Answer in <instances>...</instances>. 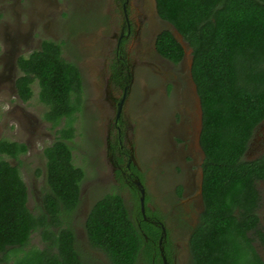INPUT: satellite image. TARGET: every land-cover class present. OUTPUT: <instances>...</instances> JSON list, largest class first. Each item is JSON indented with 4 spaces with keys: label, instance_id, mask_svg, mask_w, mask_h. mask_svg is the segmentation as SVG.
<instances>
[{
    "label": "trees",
    "instance_id": "16d2710c",
    "mask_svg": "<svg viewBox=\"0 0 264 264\" xmlns=\"http://www.w3.org/2000/svg\"><path fill=\"white\" fill-rule=\"evenodd\" d=\"M158 7L192 48L191 75L201 101L204 208L190 238L189 264H264L257 187L264 179V155L242 158L264 118V0H158ZM158 43L174 60L181 58L170 33ZM60 53L59 43L45 40L40 50L18 61L19 96L24 101L33 97L36 83L37 98L47 107L43 118L60 128L44 150L48 189L39 214L27 207L18 165L6 160H18L25 145L0 139V264H85L87 251L76 244L73 228L62 225L78 204L84 172L73 164L66 142L75 135L80 101L73 98L81 79ZM134 200L139 205L138 197ZM36 230L42 248L28 245ZM85 230L91 246L103 251L110 264H134L145 250L144 236L156 240L162 234L149 223L140 228L117 193L93 204Z\"/></svg>",
    "mask_w": 264,
    "mask_h": 264
},
{
    "label": "flooded vegetation",
    "instance_id": "af4514ba",
    "mask_svg": "<svg viewBox=\"0 0 264 264\" xmlns=\"http://www.w3.org/2000/svg\"><path fill=\"white\" fill-rule=\"evenodd\" d=\"M70 1L74 4L72 8H76L82 16L77 23L81 24L78 29L84 28L72 42L79 44L83 62L71 60L69 55L64 54V46L69 43H66L67 39L60 38L62 33L59 34L54 28L51 13H46V10L67 9ZM39 3V18L48 19L44 31L53 38L42 39L33 34L37 26L35 18L29 19V30L26 31L19 16V24L23 28L19 25L13 35L9 34L12 31H8L0 36V88L4 86L19 101L28 103L32 97L24 101L16 86L17 79L22 75L19 59L40 50L45 40L59 43L61 58L76 66L81 79V88L77 89L73 98L80 101L75 121L82 111L87 113V127L90 131L87 143L94 148L92 159L94 163L97 162V175L92 183L99 191L101 188L113 189L105 194H119L124 203L128 204L130 215L140 228L143 222L160 229V232L164 228L161 248V233L156 240H150L144 234L145 250L138 253L134 264H189L190 238L204 208V152L200 145L202 111L191 75L192 48L189 42L170 21L162 17L158 0H38ZM165 32L170 33L179 44L182 56L177 61L169 56L163 46H159V39ZM26 51H29L27 55ZM35 84H32V88ZM152 95L156 97L158 106L148 119L147 114L140 111L144 101ZM19 121L21 127H18L26 130L30 122ZM41 121L53 126L43 116ZM148 121V137L155 140L158 151L156 159L149 158L145 174V166L138 159L137 149L139 130L147 126ZM54 128L56 131L60 125ZM33 136L28 135L25 142L20 139L10 140L23 143L26 147L18 158L26 153L28 145L33 146ZM58 137L57 133L53 142ZM73 138L66 141L70 146L72 162L74 153L81 150ZM46 147L43 148L45 162L40 175L47 181ZM84 154L87 155V151ZM262 155L264 118L253 129L242 158L244 161H252ZM75 166L84 172L79 185L78 206L82 201L85 170L81 165ZM156 177L162 181L156 182ZM262 181L264 179H259L257 184ZM140 183L144 189V214L140 202ZM45 191L39 212L40 208L43 209ZM134 197H138L139 205H134L137 204ZM170 228H181L183 238H180L187 244L186 249L183 244L176 242L177 237L171 235ZM73 232L76 244L81 245L77 242L74 229ZM40 239L43 241L41 235ZM84 244L87 247L85 241ZM89 245L90 251L95 249Z\"/></svg>",
    "mask_w": 264,
    "mask_h": 264
},
{
    "label": "rangeland",
    "instance_id": "374dc122",
    "mask_svg": "<svg viewBox=\"0 0 264 264\" xmlns=\"http://www.w3.org/2000/svg\"><path fill=\"white\" fill-rule=\"evenodd\" d=\"M62 1L63 0H59V2ZM73 5V2L70 1L67 9L57 11L46 10V13H51L53 17L54 28L59 34L62 33L60 38L67 39L66 43H69L68 45L64 46V54L69 55L71 60L74 59L75 61L83 62L84 58H82L80 55L79 44L76 41L75 43L72 42V39L74 40L79 34L78 32L82 31L84 28L83 26L78 29L81 24L77 23V21L81 19L82 16L78 11H76V8H72ZM39 6L40 3L38 4V0H0V36L8 31H12L9 32V34L13 35L16 28L20 25V16L21 23H23L24 29L26 31L29 30V19L35 18L37 20V26L35 27L36 30L33 34L37 36V38H53L44 31V27L48 19L39 18ZM90 10L92 11V9ZM61 14H63V18H61ZM23 26L20 25L21 28H23ZM74 29L78 30L74 31ZM28 53L29 51H26V55ZM37 90L38 86L35 84L33 86V97L28 103H22L13 95V93H9V91L4 86L0 88V139L6 138L16 141L17 139H20V141L25 142L28 135H34L32 137L33 146L28 145V150L25 154L21 155L18 160L12 159L10 157L6 158V160L12 164L18 165L22 179L24 180L27 187V207L34 214H39L41 212L38 211L41 204V197L43 192L48 189L46 178L40 175V172H42L44 169L45 162L43 148L51 144L57 137L58 129L56 128L55 131V128L53 126L50 127L49 123L41 121L46 107L38 101ZM157 106L156 97L153 95L149 96V98L144 101L140 113L144 112L147 114L148 119H150L152 116L151 114L156 111ZM19 120H21L22 123L30 122L26 130L19 128L21 127L19 125ZM87 120H89L87 119V113L82 111L79 115V118L75 121V137L73 138L74 143L81 148V150H77L78 153H74L73 162L75 165H81L85 170L84 182L82 184V201L77 206L74 213H72L68 219L65 218V223L68 222L67 224L76 231L77 242L81 243L84 248H87L84 249L81 245H78L82 250L87 251L84 258L85 264H110L103 251L96 248L90 251V245L87 241V235L85 233L84 220L88 214V210L96 201V199L113 190L112 188L103 189L100 187L102 190L99 191L100 189L96 190L94 184L92 183L97 175L95 170L97 162L94 163L92 159L94 148L87 143L90 134V131L87 127ZM139 131L140 136L137 155L141 165L145 166L143 169L144 173L146 174L148 169V160L149 158L156 159L158 150L156 149L157 145L155 140L148 137L149 121L147 126L145 125L144 128L140 129ZM84 151H87V155L84 154ZM81 157L82 161H80ZM161 181L162 180L160 177H156V182ZM257 185L261 197V206L258 210V213L260 216L261 225L264 230V181L259 182ZM126 206L128 207L127 203ZM40 209L42 210V208ZM170 231L171 235L174 234V236L177 237L176 242L181 245L183 244L186 249L187 244L183 243V234H181L183 231L181 228L177 230L170 228ZM83 240L86 242L87 247L85 246ZM28 245L39 248L44 246L43 241L40 239V232L38 230L32 232ZM2 264H11V262L9 261L8 263Z\"/></svg>",
    "mask_w": 264,
    "mask_h": 264
},
{
    "label": "water",
    "instance_id": "95a60500",
    "mask_svg": "<svg viewBox=\"0 0 264 264\" xmlns=\"http://www.w3.org/2000/svg\"><path fill=\"white\" fill-rule=\"evenodd\" d=\"M140 202H141V209H142V213L144 214L143 212V199H144V189L143 187L141 186V183H140ZM165 232H164V228H162V234L160 236V239H159V247H160V244H161V239L162 237L164 236ZM161 248V247H160Z\"/></svg>",
    "mask_w": 264,
    "mask_h": 264
}]
</instances>
